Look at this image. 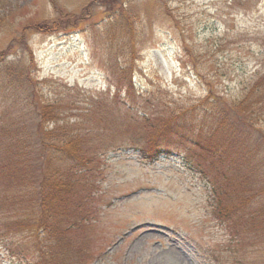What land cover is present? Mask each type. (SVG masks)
<instances>
[{
	"label": "rangeland",
	"instance_id": "374dc122",
	"mask_svg": "<svg viewBox=\"0 0 264 264\" xmlns=\"http://www.w3.org/2000/svg\"><path fill=\"white\" fill-rule=\"evenodd\" d=\"M120 4L122 13L111 18ZM7 48L26 57L39 101L48 93L44 78L111 96L124 84L121 69L130 68L136 90L160 85L155 95L163 91L169 102L170 93L183 101L209 88L237 102L264 72V0H0V52ZM13 102L0 86V115L15 113ZM199 143L214 149L219 138ZM199 172L178 156L142 162L129 151L108 155L88 193L94 220L79 239L86 264H264V223H248L242 234L212 194L211 176ZM240 195L230 197L228 210L247 200ZM0 264L27 263L0 242Z\"/></svg>",
	"mask_w": 264,
	"mask_h": 264
},
{
	"label": "trees",
	"instance_id": "16d2710c",
	"mask_svg": "<svg viewBox=\"0 0 264 264\" xmlns=\"http://www.w3.org/2000/svg\"><path fill=\"white\" fill-rule=\"evenodd\" d=\"M123 8L113 7L111 18ZM8 52H0V86L17 105L15 113L8 109L0 115V242L10 256L27 264H86L79 239L94 220L88 193L108 155L121 151L142 162L181 157L188 167L211 176L212 194L224 201V215L236 217L242 234L248 223H264L259 202L264 195V72L237 102L210 88L183 101L170 93L169 102L163 91L155 95L160 85L155 91L136 90L134 70L122 67L124 84L114 85L111 96L47 77L48 93L39 101L41 86L22 64L26 57ZM140 103L147 112L138 111ZM218 138L214 149L199 143ZM233 194L247 200L228 210ZM20 231L32 236L17 237Z\"/></svg>",
	"mask_w": 264,
	"mask_h": 264
}]
</instances>
